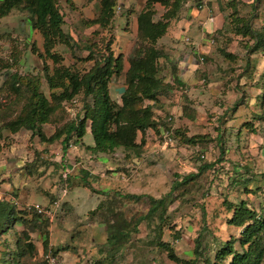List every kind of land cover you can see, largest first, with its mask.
Wrapping results in <instances>:
<instances>
[{
  "label": "rangeland",
  "instance_id": "374dc122",
  "mask_svg": "<svg viewBox=\"0 0 264 264\" xmlns=\"http://www.w3.org/2000/svg\"><path fill=\"white\" fill-rule=\"evenodd\" d=\"M115 1L116 5H123L114 13L112 30H107L91 23L100 10L98 0H59L64 15L62 35L59 37L68 43L60 40L55 45L54 51L60 54L58 62L39 56L44 51L43 38L31 28L27 11L15 9L1 17L0 61L10 65L2 73L9 75L16 72L38 77L41 91L49 98L46 70L51 73L54 67L63 66L84 73L95 59L103 60L101 53L106 56L110 52L114 57L121 54L123 69L111 76L108 83L112 101L120 103L125 88L127 56L138 42L135 17L145 0ZM228 1L231 0H187L156 44L166 53L158 59L157 77L171 85L173 77L177 76L183 85L176 88L173 85L159 96L154 108L155 120L161 123L162 119L171 116L173 130L178 129L182 134L184 131L186 136L210 138L217 134L219 122L225 120L224 127L229 129L224 135L228 143L223 161L218 160L220 151L214 140L191 145L173 133L174 142L164 143L162 124L157 129L146 131L145 144L139 155L121 147L112 152L93 153L87 147L93 143V138L86 130L81 139L76 141V136L72 137L70 143L73 148H67L70 149L67 162L63 161L65 154L60 139L42 141L39 135H32L29 130L10 132L0 128V200L17 202L20 208L34 203L48 206L54 200L58 201L55 215L46 226L48 245L57 250V264H175L161 248L148 246L146 240L150 228L144 221L139 224L138 233L134 236L135 245L127 244L114 258L107 259L106 253L98 250L105 242L106 232L90 220V211L105 199L103 192L117 191L141 195L139 199L124 198L121 209L129 219L143 215L150 205L149 196L164 197L174 181L196 173L204 162L215 161V165L190 181L185 190L176 188L172 197L166 200L161 238L172 245L178 256L193 257L194 239L204 227L207 230L203 233V245L207 244L211 255L218 241L227 239L231 234L236 236L238 229L227 224L231 212L227 210L225 201L239 203L244 199L257 209L259 204H263L264 54H249L244 47V39L232 33L217 32L223 25V28L228 26L231 12ZM234 1L240 15H252V0ZM155 9L157 18H160L166 8L156 4ZM258 13L253 20L254 27L264 23V0ZM247 41L251 42L250 39ZM221 48L236 54L234 60L224 57ZM91 51L93 58H90ZM248 55V72L235 86V77ZM5 77L0 76L1 105L13 99L10 91L2 86L1 81ZM230 77L225 81L229 82L228 85L224 86V80ZM203 78L207 80L202 81ZM75 99L74 103L64 102L60 113L63 121L74 119L77 114L83 116L84 103L93 102L91 95L83 99L80 94ZM236 102H239L237 111L231 108ZM147 103L152 102L145 101ZM19 107V103L12 105L6 114L14 115ZM229 109L233 122L229 120ZM258 115L262 119L255 118ZM248 120L254 121L258 131L252 135V142L249 139L252 134L249 124L242 125ZM41 128L49 137L55 125L46 123ZM91 155L98 156L94 158ZM236 165H240L237 168L239 172L235 169ZM245 168L250 172L247 173ZM65 169L69 171L66 177L63 176ZM237 173L245 178L253 175L247 187L231 183L239 177ZM43 229L30 230L20 224L11 225L0 232V254L3 250H14L20 233L25 230L35 245V254L26 255L20 261L22 264H39L45 255ZM235 247L239 248L238 242Z\"/></svg>",
  "mask_w": 264,
  "mask_h": 264
},
{
  "label": "trees",
  "instance_id": "16d2710c",
  "mask_svg": "<svg viewBox=\"0 0 264 264\" xmlns=\"http://www.w3.org/2000/svg\"><path fill=\"white\" fill-rule=\"evenodd\" d=\"M66 1L70 2L71 0ZM186 1H144L143 7L135 17L136 40L138 42L135 43L127 56L128 66L125 70V88L121 93L120 103L112 101L108 83L111 76L119 74L123 69L121 54L114 57L110 52L106 56L101 53L100 56L103 60L95 59L92 66L84 73L63 66L54 67L51 73L46 70L45 79L50 90L49 98L41 91L38 77L20 75L16 72L9 75H7L8 73L3 74L2 70L10 68V65L0 61V76H6L1 81L2 86L10 91L13 98L6 105L0 104V128H5L10 132L21 129L29 130L32 135H39L42 141L60 139L64 149L63 154H65L72 137L76 136L77 141L82 138L86 130L90 132L93 138V143L87 145L93 153L112 152L114 149L121 147L125 151H132L135 155L141 154L145 144V133L148 129H157L159 124L164 125V127L172 125L171 116H169L170 120H168L169 117L164 118L161 123H159V120H155L154 108L159 102V96L164 91L173 88V85L175 88L176 86H182L183 82L179 77L174 76L171 85H169L163 83L162 79L157 77L158 59L166 53L162 47H158L156 44L158 39L166 34L171 19L177 16ZM262 2L263 0H252L253 13L251 16L245 17L238 12L234 0L228 1L231 8L228 26L223 28V25L217 32L226 35L232 33L244 39L243 44L249 54L264 53V23L260 27L253 26V20L259 14ZM98 3L100 6L99 13L97 17L91 19V23L112 30L111 20L115 16L116 1L98 0ZM156 4L166 8L160 18H157ZM119 5L121 7V4ZM15 9L27 11L31 28L41 34L44 51L43 55L40 53L39 56L41 58L45 56L53 62H58L60 54L54 51V47L58 41L62 40L59 35H62L61 26L64 23V15L60 10L59 0H0V18L9 15ZM66 36L70 38L69 35ZM57 37H59L58 40ZM247 39H250L251 42ZM62 41L68 43L66 39ZM225 48H221L224 57L234 60L236 54L227 52ZM90 54V58H93L94 53L91 51ZM249 61L250 56L248 55L244 66L239 67L240 71L238 68L235 69L239 71H237L235 77L237 84L240 78L247 74L250 66ZM228 79H231V77L224 80V86L228 85L229 82H225ZM80 94H82L83 99L88 98L90 95L93 96L92 104L84 103L83 116L80 117L77 114L74 119L63 121L60 113L63 111L64 102L76 100L75 97ZM240 100L242 101V99ZM145 101H151L152 103L145 104ZM18 103L20 107L17 112L12 116L7 115L8 108ZM238 106L239 102H236L231 108L237 111ZM230 109L229 119L233 118V116H230ZM256 118L262 119L260 115ZM224 122L225 120L219 122V128H216L218 132L213 138L203 135L186 136L184 131H182V134L178 129H174L173 133H177L182 137L183 142L191 145L205 144L210 140H214L220 151L218 160L223 161L228 143H226L224 135H226L225 130L229 129V127H224ZM46 123L55 125V129L49 137L41 128V125ZM245 123L249 124L250 131L256 133L257 128L253 121H244L242 125ZM139 133L140 138L138 139ZM235 145L238 144L235 143ZM200 157L203 158L202 155ZM214 165L215 161L214 163H202L196 173L184 175L178 181H174L172 188L164 197L149 196L150 205L147 212L133 219L125 216L121 209L122 202H124V198L139 199L141 195L123 194L117 191L103 192L106 195L105 199H102L98 206L90 211V220L103 227L106 232L105 242L98 247V250L102 253L105 252L107 259H112L125 249L127 244L134 246V236L138 233L139 224L144 221L147 228H150L149 238L146 240L148 246L161 248L175 264H264V201L261 206L259 204L258 209L244 199H241L239 203L225 201L227 210L231 212L227 224L238 230L236 236L231 234L227 239L218 241L212 255L207 244L203 245V233L207 230L205 227L195 237L193 257L189 259L178 256L169 242L162 241L167 198L172 197L173 191L178 187L185 190L190 181H194L206 169ZM245 169L247 173L250 172L249 169ZM237 174L239 177L234 182L231 180V183L247 187L246 184L249 183L253 175L245 178L242 174ZM154 221H156V224ZM48 222V218L37 214L32 208H20L13 201L0 200V232L6 231L11 225L17 224L26 226L30 230L44 228V252L51 249L52 253L56 254L57 250L50 248L48 245L46 228ZM178 236L179 233L176 232V237ZM236 242H238L239 248L235 247ZM34 254L35 245L28 231L23 230L17 239L14 250L1 251L0 264H22L20 261L22 257ZM39 264H46V262L43 260Z\"/></svg>",
  "mask_w": 264,
  "mask_h": 264
},
{
  "label": "built area",
  "instance_id": "2783aa9c",
  "mask_svg": "<svg viewBox=\"0 0 264 264\" xmlns=\"http://www.w3.org/2000/svg\"><path fill=\"white\" fill-rule=\"evenodd\" d=\"M120 5L117 4L115 5V13L118 12L120 10ZM212 42V41H211ZM76 100H72L70 101V103H74ZM171 118L169 117L168 120H170ZM161 137H162V140L164 143H167V144H172L174 142V135H173V128L172 126H169V127H164L163 130L161 131ZM68 147L72 148L73 147V144L70 143L68 145ZM63 161H68V158H67V155H63ZM66 172L63 173V176L66 177L67 176V172H69L67 169H65ZM15 204H18L17 202H14ZM27 208H32L37 214L43 216V217H46L48 218V220H52L54 215H55V212L58 208V201L57 200H54L52 203H50L48 206H42L38 203H34V204H31V205H27L26 206ZM44 260L46 262V264H57V259H56V256L55 254H53L51 252V250L49 249L47 252H45V255H44Z\"/></svg>",
  "mask_w": 264,
  "mask_h": 264
},
{
  "label": "crops",
  "instance_id": "0c3cea01",
  "mask_svg": "<svg viewBox=\"0 0 264 264\" xmlns=\"http://www.w3.org/2000/svg\"><path fill=\"white\" fill-rule=\"evenodd\" d=\"M121 4L123 5V3H121ZM122 5H121V6H122ZM134 24H135V27H136V21H135ZM252 54H254V53H252ZM262 54H264V53H262ZM263 57H264V56H263ZM263 59H264V58H263ZM205 79H206V78H205ZM205 79L203 78L202 81H206V80H207V79H206V80H205ZM243 82L245 83V81H243ZM218 84H219V83H218ZM235 85H238V84L236 83ZM256 94L258 95V93H256ZM262 108H263V106H262ZM262 112L264 113V111H262ZM239 115H241V114L239 113ZM243 115H244L245 117H249V118H251V119L254 118V117L246 116V114H243ZM255 118H256V117H255ZM229 120L232 121V118L229 119ZM232 122H233V121H232ZM253 123H254V121H253ZM254 124H255V123H254ZM255 127H256V125H255ZM253 134H254V133L252 132L251 136H249L250 141H251V139L253 138V137H252ZM251 142H252V141H251ZM72 148H73V147H72ZM69 150H70V149H67V150H66L65 155L68 156V152H69ZM100 155H104V154H100ZM91 156H93L94 158H96L98 155H96V156H95V155H91ZM103 165H104V163L102 164V166H103ZM239 167H240V165H236V166H235V169L238 171L237 168H239Z\"/></svg>",
  "mask_w": 264,
  "mask_h": 264
}]
</instances>
